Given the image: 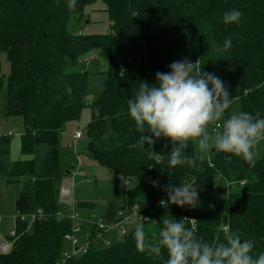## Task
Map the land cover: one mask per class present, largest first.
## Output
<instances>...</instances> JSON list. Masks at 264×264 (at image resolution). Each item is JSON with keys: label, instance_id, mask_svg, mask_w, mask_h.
Masks as SVG:
<instances>
[{"label": "trees", "instance_id": "trees-1", "mask_svg": "<svg viewBox=\"0 0 264 264\" xmlns=\"http://www.w3.org/2000/svg\"><path fill=\"white\" fill-rule=\"evenodd\" d=\"M94 1L76 0L68 9L67 0H0V51L11 63L8 113L22 116L21 153L31 155L9 160L11 140L1 134L0 175L8 184L25 177L15 201L17 212L41 208L44 213L31 227L18 221L11 249L0 250V264H166V249L154 255L136 247V224L106 247L95 243L86 253L62 262L71 221L56 215L62 211L60 186L69 174L58 169L59 135L68 122L79 119L89 73L66 72L65 63L93 48L106 58L108 68L103 90L89 104L88 151L130 184L123 203L110 202L103 217L113 220L121 208L146 206L144 211L155 220L144 224L146 245L159 238L162 219L187 218L185 226L193 227L194 218L195 235L202 242L215 246L229 235L240 236L253 244V255L264 252V155L249 163L214 151L207 160L197 158L190 145L187 155L193 165L170 167V143L161 138L151 148L142 144L141 133L127 115V100L142 83H155L157 71L168 72L173 61L187 59L197 61L194 69L218 77L229 100L240 99L241 111L264 116V0H102L109 33L67 31L68 20H81ZM232 9L241 11V20L225 25L223 14ZM225 39L231 40L226 51ZM41 149L46 156L37 162ZM216 173L229 182L224 210L213 196ZM169 183L194 184L198 206H161Z\"/></svg>", "mask_w": 264, "mask_h": 264}, {"label": "clouds", "instance_id": "clouds-1", "mask_svg": "<svg viewBox=\"0 0 264 264\" xmlns=\"http://www.w3.org/2000/svg\"><path fill=\"white\" fill-rule=\"evenodd\" d=\"M76 0H67L72 9ZM241 11L232 9L223 14L225 25L239 24ZM231 47V40L225 39L223 50ZM196 63L187 59L173 61L168 72L157 71L155 83L144 82L127 100V115L141 133L140 142L149 148L161 138L166 139L171 150L168 152V166L193 165L187 155L194 145L203 157L211 150L240 157L254 163V147L264 139V116H255L246 111L231 112L230 93L223 82L212 73L195 68ZM222 121V127H211L213 122ZM167 200L160 205L195 208L198 206V191L194 184L169 183ZM187 218L162 219L163 228L154 244L145 243V222L135 225L133 239L136 247L150 254L159 255L166 249V264H264V252L253 255V244L240 236L229 235L215 246L202 242L195 235L193 227H186ZM148 222V221H147Z\"/></svg>", "mask_w": 264, "mask_h": 264}, {"label": "rangeland", "instance_id": "rangeland-1", "mask_svg": "<svg viewBox=\"0 0 264 264\" xmlns=\"http://www.w3.org/2000/svg\"><path fill=\"white\" fill-rule=\"evenodd\" d=\"M66 29L73 33H77V30L85 34L109 33L111 25L105 3L102 0H95L88 4L85 7L83 18L81 20L70 18ZM107 68L108 62L97 48L89 50L77 59L67 60V63H65L66 72H81L86 69L89 73L87 76V95L79 119L68 122L65 130L59 135V172L64 174L74 167H79L85 171L84 175L77 174L73 179L69 175L65 178L64 182L69 184L68 182L73 181L74 185L69 198H64L62 195L59 196L58 205L63 212H68L72 209L71 205L73 201L87 200L94 203V209H81L76 206L78 213L82 214L88 211L90 214H94L96 218L103 217L110 202H116L119 205L123 203L125 187L130 186V184L126 185L125 180L120 174L111 171L105 165L97 162L88 151L89 138L87 127L91 120L89 104L103 90ZM94 70L99 72L94 73ZM10 71L11 63L8 60L7 54L5 51H0V134L8 135L9 131H11V134L8 135L11 140L9 160L14 161L29 158L31 155L27 156L21 153L20 134L25 129L22 116L8 113L7 97ZM240 110L241 101L239 98H235L230 101L225 117L231 112H238ZM216 122L220 123L221 128L222 121L213 122L211 127ZM77 130L82 133V136L75 140L72 138L71 133ZM254 152V162H257L264 155V139L257 142ZM194 154L197 158L207 159L213 153L211 150L206 156L202 157L194 146ZM45 156V149L39 150L35 155L37 162H42ZM24 180L25 177H20L18 182L8 184L6 177L0 175V215L3 220L0 223V239L8 231L10 233V228L16 224L15 215L17 210L15 201ZM211 185L213 187V196L221 201V208L224 210L225 201L228 196V180L222 174L216 173L213 176ZM108 237L112 240H119L121 238L118 232L106 231L97 237V247L101 245L106 247L108 244L105 242V239ZM70 247L69 242L65 241L62 253L65 254L66 251H70Z\"/></svg>", "mask_w": 264, "mask_h": 264}, {"label": "built area", "instance_id": "built-area-1", "mask_svg": "<svg viewBox=\"0 0 264 264\" xmlns=\"http://www.w3.org/2000/svg\"><path fill=\"white\" fill-rule=\"evenodd\" d=\"M213 127L219 129L220 123L217 122ZM9 134H11V131H9ZM72 136L73 139L76 140L82 136V133L77 130L73 133ZM84 173L85 171L81 168L74 167L69 171L68 175L73 179L75 175H84ZM68 183L69 184L63 182L60 186V195H62L64 198H69L73 190V181ZM72 205L73 206L70 211H59L56 214L59 217L66 216L71 221V229L64 235V239L69 242L71 249L70 251H66L65 254H63L62 262L73 256L86 253L90 249L91 245L96 243L97 237L101 236V234L106 231L116 233L118 232V234L122 237L126 235L130 227L134 226L135 224L142 222L150 223L155 221L149 214L144 211L145 208H147L146 206L141 207L139 205H133L131 207L121 208L118 210V213L113 220H106L104 217L96 218L94 214H91L88 217H84L78 213V210L76 209V201H73ZM43 215L44 213L41 208H37L26 213L17 212L15 215L16 224L11 229L10 233H8V235L4 237L2 241H0V250L2 252H7L11 249L17 235L16 225L19 220L22 222H26L30 227L37 219L41 218ZM1 220L2 217L0 215V221ZM190 223L193 227L196 226V221L194 218H190ZM223 229L228 232V225H225ZM112 241L113 240L109 237L105 239V242L107 244L112 243Z\"/></svg>", "mask_w": 264, "mask_h": 264}, {"label": "water", "instance_id": "water-1", "mask_svg": "<svg viewBox=\"0 0 264 264\" xmlns=\"http://www.w3.org/2000/svg\"><path fill=\"white\" fill-rule=\"evenodd\" d=\"M76 206L81 209H90V210L94 209L95 207L94 203H92L91 201H87V200L77 201Z\"/></svg>", "mask_w": 264, "mask_h": 264}, {"label": "crops", "instance_id": "crops-1", "mask_svg": "<svg viewBox=\"0 0 264 264\" xmlns=\"http://www.w3.org/2000/svg\"><path fill=\"white\" fill-rule=\"evenodd\" d=\"M77 32H81V31H80V30H77ZM90 60H92V59H90ZM240 111H241V110H240ZM216 123H217V122H216ZM216 123H215V124H216ZM214 126H215V125H214ZM212 127H213V126H212ZM73 133H74V132H72L71 134L73 135ZM0 135H1V134H0ZM8 135H10V134H8ZM72 138H73V136H72ZM261 140H262V139H261ZM214 151H215V150H212V153H214ZM212 156H213V154H212ZM212 156L208 157L207 160L211 159ZM68 172H69V171H68ZM71 206H73V205H71ZM89 214H90V212L86 211L85 213H82L81 215L84 216V217H88V216L91 215V214H90V215H89ZM2 221H3V220H1L0 223H1ZM12 228H13V227H12ZM12 228H10V230H11ZM6 231H7V230H6ZM8 233H9V231H8ZM8 233H6L4 236H1L0 241H2L3 238L6 237V236L8 235Z\"/></svg>", "mask_w": 264, "mask_h": 264}]
</instances>
